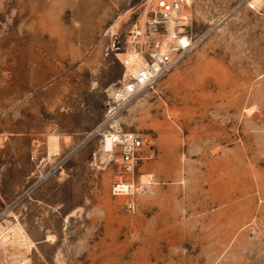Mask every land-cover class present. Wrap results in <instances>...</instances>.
I'll use <instances>...</instances> for the list:
<instances>
[{
  "label": "rangeland",
  "instance_id": "374dc122",
  "mask_svg": "<svg viewBox=\"0 0 264 264\" xmlns=\"http://www.w3.org/2000/svg\"><path fill=\"white\" fill-rule=\"evenodd\" d=\"M155 2L0 0L1 258L264 264V0L183 1L174 34L188 45L116 105L123 53L174 45L168 25H146ZM112 105L146 139L121 175L144 186L131 196L109 191L117 148L100 126Z\"/></svg>",
  "mask_w": 264,
  "mask_h": 264
},
{
  "label": "built area",
  "instance_id": "2783aa9c",
  "mask_svg": "<svg viewBox=\"0 0 264 264\" xmlns=\"http://www.w3.org/2000/svg\"><path fill=\"white\" fill-rule=\"evenodd\" d=\"M182 3L183 0H156L154 9L151 10L152 17L145 20L147 27L155 30L159 25L167 26L171 21L173 26H177L175 20ZM148 46L146 50L136 51L143 59L141 65L113 82L109 95L114 104L117 105L139 91L151 87L155 80L169 69L173 62V53L179 49L170 44L161 50L157 40L151 41ZM121 63L124 67L125 62L121 61ZM100 128L102 136L108 135L111 146L117 148L119 177L110 183V193L131 196L137 188L142 190L144 186L135 187L131 179L121 175L131 172L146 156L143 150L146 139L143 134L135 130H126L119 118V108L113 105L107 107ZM126 205L132 206L131 198ZM8 226L9 224L0 222V237L7 231Z\"/></svg>",
  "mask_w": 264,
  "mask_h": 264
},
{
  "label": "bare ground",
  "instance_id": "6f19581e",
  "mask_svg": "<svg viewBox=\"0 0 264 264\" xmlns=\"http://www.w3.org/2000/svg\"><path fill=\"white\" fill-rule=\"evenodd\" d=\"M183 1H184L183 5L188 6L189 0H183ZM253 2L255 3L256 1H253ZM187 17L189 18L188 12L185 11V9L184 10L180 9L177 13V16H176L177 19L175 20V24L177 25V27H179L178 25L184 24L186 22ZM188 18H187V20H188ZM138 24H140V23H138ZM138 24H137V26H138ZM173 25L174 24L172 21L168 23V27H167L168 34L167 35H169V38L173 39L174 45L176 46V48H180L179 46H182V47L185 45L187 46L188 44H187L186 36H183V37L176 36L174 34V26ZM140 27H138V28H140ZM135 28H137V27H135ZM138 30H140V29H138ZM135 31H136V33H139V31H137V30H135ZM163 49H165V45L162 47L161 50H163ZM181 49H183V48H181ZM121 61L125 62L124 63V70L125 71L122 74V76H125V74L127 72L134 71L136 69V67L140 66L141 63L143 62V59L141 58V56L137 52L129 50V51H125L123 53V57H122ZM56 139H57V137L55 135H49L48 136V142H47L48 143V154L49 153L52 154L53 151H55L57 149ZM104 142H105V146H106L107 150L110 149L111 148V140H110V137L108 135L104 136ZM149 176H150L149 174L141 175V179L144 180L143 181L144 183L149 181ZM142 180L140 182H142ZM149 183H150V181H149ZM1 237H2V235H1ZM1 237H0V243L2 244V238ZM2 260L5 262V264H28V259L26 256H15V255H9L8 256L7 255V256H4V258L0 257V264H1ZM2 264H4V263H2Z\"/></svg>",
  "mask_w": 264,
  "mask_h": 264
}]
</instances>
